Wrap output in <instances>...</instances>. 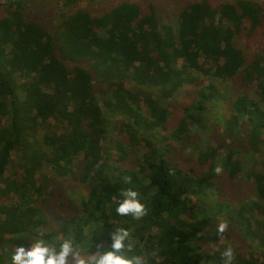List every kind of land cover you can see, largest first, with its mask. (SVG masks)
I'll return each instance as SVG.
<instances>
[{"label":"trees","instance_id":"obj_1","mask_svg":"<svg viewBox=\"0 0 264 264\" xmlns=\"http://www.w3.org/2000/svg\"><path fill=\"white\" fill-rule=\"evenodd\" d=\"M23 4L8 2L0 18V264H11L15 248L37 234L57 245L71 237L95 253L111 250L110 234L118 228L130 232L127 254L143 255L148 264H223L227 247L234 249L233 264H264V54L246 65L234 45L244 29L251 34L261 26L264 8L251 0L217 8L201 1L183 9L174 27L161 23L152 4L142 14L126 1L102 16L62 15L50 31L25 16ZM201 76L254 84L255 93L232 99L225 121L223 137L231 144L238 139L241 149L200 139L197 159L210 167L195 176L169 161L158 143L168 138L159 134L168 101ZM196 96L169 138L204 133L207 111L221 93L210 83ZM116 123L128 137L115 144L117 162L126 160L128 147L145 148L136 169L112 162ZM78 158L79 180L89 191L76 217L47 231L40 203L49 179L74 177ZM217 162L232 180L250 166L255 199L239 207L217 202ZM122 188L138 191L147 209L142 219L116 214ZM222 221L223 235L240 237L247 255L219 244Z\"/></svg>","mask_w":264,"mask_h":264},{"label":"rangeland","instance_id":"obj_2","mask_svg":"<svg viewBox=\"0 0 264 264\" xmlns=\"http://www.w3.org/2000/svg\"><path fill=\"white\" fill-rule=\"evenodd\" d=\"M131 2L139 5L142 14L148 12V5L152 4L155 7L156 13L162 24L176 26L180 12L188 6L206 1L211 8H217L224 3H234L235 0H76L66 3L65 0H52L45 2L44 0H24L23 13L30 19L44 25L48 30L53 31L61 21V16H69L79 10L87 11L91 16L97 17L109 12L112 8L122 2ZM264 8V0H251ZM8 2L18 3V0H0V18L7 16ZM245 23V28H247ZM234 45L239 48L246 59L248 65L255 56L264 54V20L259 28L251 34H248L244 29L239 35L234 38ZM210 83L216 86L217 91L221 93L219 101L216 105H210L207 111V123L205 131L201 136L196 134L188 137L171 139L169 135L177 127L184 111L196 101V92L202 86H207ZM255 85L251 84L247 87L241 84L240 80L217 81L208 77H200L196 85L188 86L180 90L171 100L168 101L167 108L169 118L166 122V130L160 131V136L168 137L163 143H158L168 149L167 159L174 165L189 172L191 175H200L206 172L210 163H200L198 161V152L202 145L198 142L206 140L216 148L222 142L231 144L229 140L223 137L225 129V121L231 117V100L238 97L241 93H247L254 97ZM116 129H113L109 140V153L112 156V162L117 166L120 165L123 169H136L137 160L145 152V148L140 145L134 148L128 147L127 158L123 162H117L116 143L127 144V135L117 129L118 124H115ZM232 148L241 149L240 141L236 144L232 143ZM236 149V150H237ZM220 154L222 150L218 151ZM115 157V159H114ZM81 158L76 161L74 169V177L69 179L50 177L48 188L41 200V207L48 221L47 231L58 230L68 219L76 217L80 211V202L86 197L89 191V185L80 182L81 174ZM220 166L218 162L215 168ZM221 167V166H220ZM214 168V169H215ZM222 168V167H221ZM256 169L259 168L257 165ZM250 166H245L243 173L236 179H230L226 170L222 168L220 174H217L212 190L213 198L219 203H227L232 207H239L248 200L255 199L254 183L248 176ZM52 179V180H51ZM1 202L3 200L0 199ZM221 245H233L240 248L241 253L248 254L249 247L243 244V241L238 236H233L231 239L227 235H223L220 239ZM91 254L95 252L89 251Z\"/></svg>","mask_w":264,"mask_h":264},{"label":"clouds","instance_id":"obj_3","mask_svg":"<svg viewBox=\"0 0 264 264\" xmlns=\"http://www.w3.org/2000/svg\"><path fill=\"white\" fill-rule=\"evenodd\" d=\"M214 171L220 174L222 168L217 166ZM130 181V177L124 178L125 183ZM116 204L115 212L118 216H131L140 220L147 215L146 206L141 203L138 191L133 188H122ZM227 229V222L222 221L217 226V234L223 235ZM110 235L111 250L91 254L89 248L76 243L71 237L64 238L57 245L37 234L31 238L27 246L15 248L11 264H148L147 258L143 255L127 254L133 250L130 232L127 229H115ZM234 259V249L225 248L222 252L223 264H233Z\"/></svg>","mask_w":264,"mask_h":264}]
</instances>
